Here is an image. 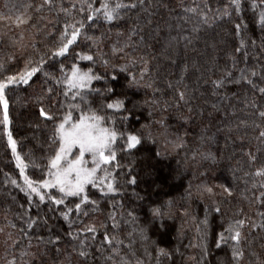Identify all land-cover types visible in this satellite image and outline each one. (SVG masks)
Segmentation results:
<instances>
[{"label": "trees", "instance_id": "16d2710c", "mask_svg": "<svg viewBox=\"0 0 264 264\" xmlns=\"http://www.w3.org/2000/svg\"><path fill=\"white\" fill-rule=\"evenodd\" d=\"M101 2L53 0L51 8H40L44 0H0V79L22 72L28 62L40 66L41 59L46 61L29 84L9 86L5 92L8 128L27 165L25 175L33 181L48 178L49 158L56 148L52 143L55 125L72 110L71 105L82 103L79 97L72 100L73 92L63 94L66 84L44 75L53 65L63 63L68 70L73 64L91 68L103 77L92 82L93 89L111 85L117 95L126 93L128 107L136 105L134 117L122 122L121 114L113 110L100 114L115 115L118 131L142 136V144L131 154L121 151L122 141H117L121 167L110 171L121 191L105 197L89 186L88 193L99 207L82 206L88 212L84 216L74 209L78 197H63L64 204L56 205L48 197L61 198L57 190L45 193L44 201L24 190L0 124V264H264V227L260 226L264 224V177L255 175L264 166V143L253 127V121L261 123L256 113L264 110V95L258 91L264 87V28L259 24L264 4L255 0L253 7L254 0H241L237 12L231 0H144L143 4L108 0L112 5L136 3L137 7L120 10V18L112 22L100 14L95 23L87 21L89 4L99 8ZM190 8L197 11H186ZM225 10L231 15H223ZM204 14L208 23L203 22ZM17 17L26 22L18 24ZM81 20L85 28L76 43L65 57L53 58L64 25ZM237 23L242 25L239 32ZM80 54L92 55L93 60H80ZM228 71L232 80L242 73L248 76L256 88L246 81L225 82L217 88L214 81ZM55 75L61 77L59 71ZM113 75L117 80L111 79ZM133 75L137 83L129 87ZM181 91L184 100L179 99ZM86 98L98 110L105 103V97L95 92ZM41 106L56 119L41 117ZM78 114L79 109L73 110L74 117ZM179 138L183 147L176 146ZM156 152L161 155L155 157ZM131 175L138 177L136 186L126 183ZM205 185L213 187L215 194L204 192ZM219 185L230 187L232 195H223ZM217 206L220 213L214 211ZM152 207L165 213L163 232L159 221L151 217ZM69 208L73 212L65 220L61 213ZM110 214L118 227L113 228ZM205 217L207 227L202 223ZM238 219L245 221L239 244L243 256L233 257L235 241L219 248L216 243L218 233ZM30 222H34L31 228ZM86 225H95L97 232L80 231ZM70 232L79 239L74 240ZM105 232L114 237L111 245L104 240ZM81 240L89 253L86 259L78 254ZM157 244L171 257L160 255Z\"/></svg>", "mask_w": 264, "mask_h": 264}, {"label": "snow or ice", "instance_id": "6c2138e0", "mask_svg": "<svg viewBox=\"0 0 264 264\" xmlns=\"http://www.w3.org/2000/svg\"><path fill=\"white\" fill-rule=\"evenodd\" d=\"M143 2L144 0H139L140 4H143ZM52 3L53 0H44V4H41L40 8H43L45 5L51 8ZM260 3L264 4V0H260ZM231 4L234 6L237 12L240 11L242 7L241 0H231ZM255 6L254 0L253 7ZM136 7V3L124 4L118 2L112 5L108 3V0H102L99 8H92V5L89 4L91 12L87 15L86 19L87 21L95 23L97 15L100 14L106 21L112 22L120 18V10L125 8L134 9ZM37 11H39V9H37ZM61 11L66 12L67 10L61 8ZM81 11H84V9H81ZM186 11L195 13L197 9L190 8ZM223 15L230 16L231 13L225 10ZM3 19H8V17H3ZM28 19H31V17ZM25 22V20H21L19 17H17L18 24ZM203 22L208 23L206 14H204ZM259 24L262 28H264V11H261L259 15ZM69 28L72 29L71 32L68 31ZM84 28L85 23L83 20L71 25L66 23L64 25V31L60 34V44L52 52V57H65L69 52L70 46L75 44L80 37L81 29ZM235 28L239 32V30L242 28V25L237 23ZM240 43L241 46H243L245 41L241 39ZM240 50V48L236 49V51ZM78 58L80 60L87 61L93 60L92 55L80 54ZM45 63L46 61L43 59L40 61V66H31V62H28L22 72L7 76L4 79H0V105H2L3 108V119L0 120V124L4 125L8 143L11 145L13 154L16 155L17 167L20 169V173L24 177L26 188L30 190V192L39 195L40 201L45 200V195L40 191L41 187L45 189H58V191L62 194L61 198H57L56 196L48 197L56 205L64 204L63 197H78L79 202L75 203L74 209L77 213L87 216L88 212L84 211L82 206L86 207L88 205H92L93 208L99 207V201L92 199L88 193L87 189L89 185L97 188L101 195L105 197L109 194L119 193L121 191V188L117 186L116 176L112 171H110V168L121 167L117 161V141H122L120 150L128 154H131L132 150L137 149V147L142 144L141 135L133 132L118 131L116 129L115 115H102L100 112L105 111L106 113L107 110H113L114 114H121L120 120L122 122H126L134 117L136 105L133 103L132 107L129 108L128 105L130 101L128 100L126 93L117 95L116 89L111 85H108L103 90L93 89L91 87L92 82L94 80L103 79V77L95 75L91 68L84 70L78 64H73L71 69L68 70L65 68L63 63H60L59 67H56L55 65L51 66L52 71H45L44 75L53 79L57 84H66L68 86V90L63 94L67 96L69 92H73L72 100L75 101L77 97H79L82 103L71 105L70 108L72 110L66 111L55 125L52 143L56 145V148L54 149V154L49 158L48 162L49 178L33 181L24 174L27 165L17 153V143L13 139L12 132L8 128L11 121L9 118V102L5 92L9 86L18 85L21 83L25 85L29 84L30 81H32V78L42 70L41 66ZM105 63H107V61H105ZM0 67H2V65H0ZM126 70V68H121V71ZM57 71L61 73V77H57L55 75V72ZM251 75L255 76L256 73L252 72ZM231 77L232 72L228 71L225 73L223 78L214 81V85L217 88H222L224 87L225 82L239 84L241 81H246L249 85H252L253 88H256V85L253 83V81L243 73L237 80H232ZM111 79L115 81L117 80V76L113 75ZM136 83V77L133 75L128 83V86L131 87ZM84 90H88V92H85ZM47 91L49 94L53 93L52 88H48ZM258 91L260 94L264 95V87L258 88ZM90 92H95L97 95L105 97V103L102 105L101 109L98 110L93 108L91 102L87 100L86 97ZM109 96L113 97L110 101L107 100V97ZM178 96L180 100H184L185 92H179ZM57 103L59 104L60 102L57 101ZM60 106L62 107L63 105ZM252 106L256 107L255 102L252 103ZM75 109H79V114L76 117L73 116V110ZM125 113L126 115H124ZM256 114L259 116L261 123L256 124L255 121H253V127L259 130L257 139L264 143V110H258ZM39 115L46 120L56 119L54 114L46 110V108L43 106L39 108ZM179 139L180 142L177 143L176 146L183 147L182 138ZM160 155L161 154L159 152L154 154L155 157H159ZM248 156L252 162L256 161V157L253 156L251 152L248 153ZM212 159L215 160L214 157H212ZM113 162L116 163L114 164ZM255 175L264 177V166L258 168ZM13 183H15V181H13ZM126 183L130 186H136L138 184V177L131 175L130 179L126 180ZM219 187L223 189V195H232V189L230 187L226 185H219ZM133 191L138 199H144L143 196L135 192V188H133ZM203 191L209 194H215L213 187L207 185L204 186ZM189 195H191V193H189ZM214 211L216 213H220L221 208L217 206L215 207ZM72 212L73 209L69 208L66 212H62L61 215L65 220H68L69 214ZM150 213L153 221H159V230L161 232L166 230L167 225L164 222L165 213L161 211L160 207H152L150 209ZM261 215L264 216V213H261ZM129 216H132L133 219H135L133 212H129ZM109 218L113 221V228L118 227V225L115 223V216L110 214ZM32 223L34 222H30L28 224L29 228L32 227ZM202 223L207 227V217H205ZM244 224L245 221L243 219L234 220L232 223H230L224 231L218 233L216 247L219 248L221 244H226L229 240L235 241L236 244L232 247L233 257L243 256V252L240 250L239 244L242 239V233L240 229L244 226ZM69 226L71 227V224ZM252 226L256 227L257 225L253 224ZM260 226L264 227V224ZM102 227L106 226L102 225ZM80 231L95 234L97 232V227L95 225H86ZM225 233L228 235H225ZM206 234L207 233H205V235ZM69 235L72 236L74 240L79 239L78 234L73 235L70 232ZM142 238L147 239V236H143ZM113 239L114 237L109 236L108 233L105 232L104 240L108 244L111 245L113 243ZM56 240L59 241L60 237L57 236ZM80 244L81 250H79L78 254L79 256L86 259L89 255L88 251L86 250L87 246L83 240L80 241ZM156 247L160 255L167 256L169 258L171 257L172 253L170 251L160 247L158 244ZM204 250L207 251L206 244L204 246Z\"/></svg>", "mask_w": 264, "mask_h": 264}, {"label": "rangeland", "instance_id": "374dc122", "mask_svg": "<svg viewBox=\"0 0 264 264\" xmlns=\"http://www.w3.org/2000/svg\"><path fill=\"white\" fill-rule=\"evenodd\" d=\"M67 86V85H66ZM67 89H68V86H67ZM1 107H2V105H1ZM2 112H3V108H2ZM7 135V134H6ZM7 140H8V138H7ZM9 146H10V149H11V152H12V148H11V145L9 144ZM75 151V150H74ZM12 155H13V159H14V161H15V164H16V166H17V160H16V155H14L13 154V152H12ZM19 169V168H18ZM20 170V169H19ZM49 178V177H48ZM47 178V179H48ZM22 181H23V183H24V177L22 176ZM90 187H93V186H91V185H89ZM88 186V187H89ZM23 187H24V190L25 191H27L31 196H36V197H38L39 198V195H37L36 193H32V192H30V190H28L27 188H26V186H25V183L23 184ZM52 190H57L58 191V189H56V188H48V189H45V188H42L41 187V189H40V191L45 195V193H48L49 191H52ZM59 192V191H58Z\"/></svg>", "mask_w": 264, "mask_h": 264}]
</instances>
